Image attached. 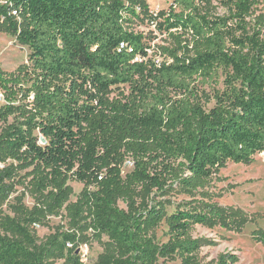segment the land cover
Returning a JSON list of instances; mask_svg holds the SVG:
<instances>
[{
	"label": "trees",
	"instance_id": "1",
	"mask_svg": "<svg viewBox=\"0 0 264 264\" xmlns=\"http://www.w3.org/2000/svg\"><path fill=\"white\" fill-rule=\"evenodd\" d=\"M198 1L172 0L158 25L171 44L156 47L161 60L131 28L138 8L147 10L138 0L0 4V30L29 49L26 63L0 69V161L35 166L50 213L67 201V179L83 183L71 218L86 211L91 231L117 249L95 264H156L175 254L181 264H202L193 255L202 240L187 238L192 225L238 229V212L218 205L188 201L167 214L153 197L137 200L139 191L158 195L174 184L194 192L228 162L249 163L264 150V30L251 16L256 0H218L222 14L201 10ZM121 85L127 90L113 95ZM204 86L209 109L196 98ZM37 218H0V264H47L51 257L82 264L74 234L35 240L27 223ZM162 222L168 239L159 244L149 231ZM252 234L264 243V231ZM237 261L225 253L206 264Z\"/></svg>",
	"mask_w": 264,
	"mask_h": 264
},
{
	"label": "rangeland",
	"instance_id": "2",
	"mask_svg": "<svg viewBox=\"0 0 264 264\" xmlns=\"http://www.w3.org/2000/svg\"><path fill=\"white\" fill-rule=\"evenodd\" d=\"M4 0H0L3 4ZM143 8H138V17L132 19L131 28L134 32L144 36L150 44L151 54L156 58L162 57L156 53L158 46H170V40L162 29L158 27L165 13L171 10L172 0H138ZM201 10L222 14L223 6L218 0H199ZM156 16L153 21L152 16ZM253 19L261 21L264 30V0H256L251 10ZM29 49L19 43L13 36L0 30V69L11 72L16 67L27 62ZM221 87V85H219ZM119 90H127L124 85L114 89L112 94ZM209 87H201L197 100L205 109L213 105ZM131 168V163L126 161L122 166L124 171ZM9 172V174H8ZM39 172L34 165L17 163L9 158L0 161V218L2 220L14 219L22 221L24 217L36 214V221L27 223L32 235L37 242L46 241L53 236L61 234L75 235V252L82 264H95L105 255H116V247L109 242L106 235L96 236L88 227V215L83 211L81 217L73 220L70 214V205L79 200L84 188L83 183L74 179H67L64 183L68 191V199L60 210L50 213L45 204L47 190L40 191L36 187ZM159 202L165 213H171L178 207L186 206L190 201L192 205L214 204L226 208V211L238 212V229L221 226L220 224H195L187 234L189 239L202 240L199 248L193 253L195 259L202 263H210L225 253L235 254L238 261L235 264H264V243L253 238L254 230L264 231V150L256 153L249 163L228 162L225 166L214 172L194 192H186L174 184L165 193L149 196L139 191V202ZM117 205L126 209V204L118 200ZM69 206V207H68ZM68 207V208H67ZM247 221H246V220ZM245 221V222H244ZM234 225V224H233ZM166 225L162 222L158 227L149 231V235L159 243L168 239ZM9 237H15L8 234ZM67 246V245H65ZM68 247H71L69 244ZM47 264H69L59 257H51ZM156 264H181V257L174 255L171 258H158Z\"/></svg>",
	"mask_w": 264,
	"mask_h": 264
},
{
	"label": "built area",
	"instance_id": "3",
	"mask_svg": "<svg viewBox=\"0 0 264 264\" xmlns=\"http://www.w3.org/2000/svg\"><path fill=\"white\" fill-rule=\"evenodd\" d=\"M67 246H69V244H67Z\"/></svg>",
	"mask_w": 264,
	"mask_h": 264
}]
</instances>
